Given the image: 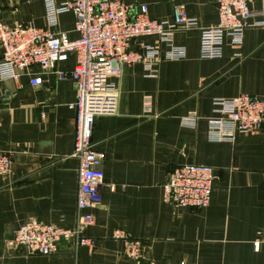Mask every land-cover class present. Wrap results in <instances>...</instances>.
Returning a JSON list of instances; mask_svg holds the SVG:
<instances>
[{
	"label": "crops",
	"instance_id": "1",
	"mask_svg": "<svg viewBox=\"0 0 264 264\" xmlns=\"http://www.w3.org/2000/svg\"><path fill=\"white\" fill-rule=\"evenodd\" d=\"M147 17L171 21L175 6L205 28L217 23L216 0H121ZM73 0H54L56 6ZM241 47L226 41L220 59L199 58V31H178L186 50L180 61L163 59L155 79L140 63L109 77L118 94L114 116L94 121L95 150L106 156L103 203L91 211L95 223L84 233L91 246L61 240L52 255H32L11 246L16 230L32 220L73 229L77 222L79 160L74 156L76 100L71 73L76 55L44 71L33 65L18 80L0 81V151L10 154L9 172L0 175V264H137L123 256V231L146 249L138 264H264V130L235 134L230 142L209 139L208 121L217 118L215 99L240 95L264 101V0H252ZM46 0H0V23L47 28ZM73 12L58 17L56 32L75 41ZM140 37L131 49L156 45ZM4 50L0 44V62ZM41 77L42 85H33ZM63 77V78H62ZM148 100L149 110H145ZM195 114L193 127L182 119ZM213 169L209 206L165 204L162 185L175 167ZM112 187V189H110ZM261 235L258 251L253 243Z\"/></svg>",
	"mask_w": 264,
	"mask_h": 264
},
{
	"label": "built area",
	"instance_id": "2",
	"mask_svg": "<svg viewBox=\"0 0 264 264\" xmlns=\"http://www.w3.org/2000/svg\"><path fill=\"white\" fill-rule=\"evenodd\" d=\"M252 0H216L218 20L209 27H199L198 20L189 17L183 6H175L171 21H155L147 17V7L136 10L121 0H73L70 4L56 6L46 0L47 28L10 27L0 23V44L3 59L0 62V81L18 80L20 73L33 65L44 71L53 70L70 55L77 57L71 78L76 85V100L70 109L76 113L74 156L79 160V190L77 193V222L73 229H62L37 220L19 227L11 246L21 247L32 255H52L61 240H75L79 246H91L84 237L95 219L91 211L103 203L102 188L105 174L102 169L104 153L96 151L93 143L94 121L99 116H114L118 109V94L109 83V77H119L122 67L140 63L146 77L155 79L157 65L162 60L161 46L165 47L163 59L180 61L186 50L175 44L178 31H199V58L220 59L226 41L232 47H241L247 20L262 13L250 12ZM73 12L75 32L79 38L72 41L66 33L56 32L58 17ZM140 37H154L156 45H144L140 52L131 49V42ZM63 78V77H62ZM42 85L41 77L31 82ZM217 118L209 119L208 135L214 142H230L235 134L257 133L264 130V101L248 95L213 101ZM1 110V105H0ZM145 110H149L148 100ZM195 114L182 119L184 126L193 127ZM13 160L0 151V175L6 174ZM213 169L200 165L175 167L162 185L165 204L182 208L205 209L209 206L212 191ZM112 189V187L110 188ZM113 237L123 241L122 254L139 263L145 245L132 240L123 231ZM261 235L253 243L258 251ZM184 264V263H181Z\"/></svg>",
	"mask_w": 264,
	"mask_h": 264
}]
</instances>
